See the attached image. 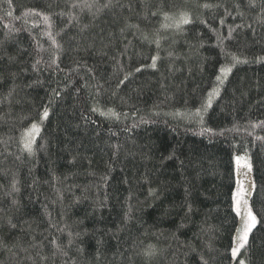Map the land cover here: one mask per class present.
Segmentation results:
<instances>
[{"label":"trees","instance_id":"obj_1","mask_svg":"<svg viewBox=\"0 0 264 264\" xmlns=\"http://www.w3.org/2000/svg\"><path fill=\"white\" fill-rule=\"evenodd\" d=\"M239 259L264 264V0H0V264Z\"/></svg>","mask_w":264,"mask_h":264},{"label":"snow or ice","instance_id":"obj_2","mask_svg":"<svg viewBox=\"0 0 264 264\" xmlns=\"http://www.w3.org/2000/svg\"><path fill=\"white\" fill-rule=\"evenodd\" d=\"M204 7H209V5L205 4ZM165 19H172L168 16H165ZM173 23L175 24V26L177 28H179L182 24H187L189 23V19L186 13H182L180 15V17L178 19H174ZM55 43V41H53ZM232 60L235 63H240L241 61L239 60L238 57L236 56H232ZM154 66V65H153ZM231 69H227L221 70L222 76H226L227 71H230ZM137 71H139V69H137ZM217 80L220 81V83H223V79L221 76L217 77ZM212 94H210L211 97ZM208 107L211 106V99H209L208 102ZM104 113H102L103 115ZM108 115H115V113H112L111 110H109ZM197 115H199V113H197ZM48 116V112L47 110L44 111L43 113V118H47ZM38 133V129L37 126L35 124L32 125V129L29 131V133H27V136H31L32 133ZM31 147V140H29L27 143H25V148L30 150ZM241 161L242 158L241 157H236V163L238 166H243L248 168V170H251V165L247 162L243 163V165H241ZM248 195V192L243 188V186H240L238 188V190L234 193L233 195V206H234V210L236 212L237 216H241L242 217V221H241V227L238 230V234L236 236V238L233 241V247H232V257L233 259H235L239 253L240 250L242 248H244L249 241V236L251 235L253 229L256 227L257 224V218L256 216L253 214V211L248 203V200L246 199V196ZM148 255H151L153 253L149 252L147 253ZM239 264H245V262L243 260H240Z\"/></svg>","mask_w":264,"mask_h":264},{"label":"rangeland","instance_id":"obj_3","mask_svg":"<svg viewBox=\"0 0 264 264\" xmlns=\"http://www.w3.org/2000/svg\"><path fill=\"white\" fill-rule=\"evenodd\" d=\"M37 129H38V133H36L35 134V132L34 133H32V135H34L35 134V137L34 138H36L37 136H38V134H39V131H40V127L38 128L37 127ZM28 137H25V140L24 141H26V139H27ZM28 140V139H27ZM35 140V139H34ZM34 143V142H33ZM238 157H240V156H238ZM242 159L244 158V159H247V158H245V157H241ZM246 161L245 160H242L241 161V165H243V163H245ZM250 165H251V163H250ZM241 167V171H242V173H241V175H242V180H241V183H242V185L241 186H243V188L248 192V189H249V187H245L246 185H245V183H244V181L246 182H248L249 184H250V187H251V191H250V189H249V195H247L246 196V199L248 200V198H249V200H250V196H251V192H252V188H253V174H252V167H251V170L249 171L248 170V168H246V167H243V166H240ZM236 170H237V174H238V165H237V163H236ZM244 180V181H243ZM237 191V190H236ZM248 203H249V205H250V202L248 201ZM254 214V213H253ZM255 215V214H254ZM240 217V226H241V221H242V217L241 216H239ZM237 234H238V232H237ZM237 234H236V236H237ZM236 236H235V238H236ZM242 250V249H241ZM241 250H240V253H241ZM239 253V254H240ZM239 256V255H238ZM238 256L235 258V259H237L238 258ZM240 260H242V259H239L238 260V264H239V262H240Z\"/></svg>","mask_w":264,"mask_h":264}]
</instances>
